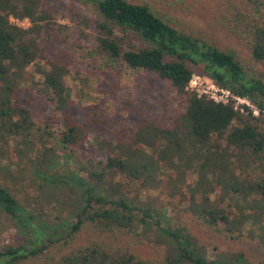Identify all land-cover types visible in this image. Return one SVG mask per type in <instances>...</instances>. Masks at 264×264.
<instances>
[{
	"label": "trees",
	"instance_id": "trees-1",
	"mask_svg": "<svg viewBox=\"0 0 264 264\" xmlns=\"http://www.w3.org/2000/svg\"><path fill=\"white\" fill-rule=\"evenodd\" d=\"M78 1L88 5L95 31V45L82 50L81 57L96 73L115 72L123 64L168 82L184 102L182 128H177L183 139L200 147L215 137L233 150L232 158L223 151L208 152L204 157L208 175L220 166L224 172H217V185L232 199L264 201V84L244 72L233 52L179 32L146 3ZM217 12L218 25L243 45L248 62H263L264 0H225ZM10 19L26 20L29 26L22 28ZM49 19L46 13L37 12L34 0H0V170L11 182L0 183V217L18 237L0 246V264H249L241 252L229 258H206L185 225L170 226L165 214L128 198L114 181L116 176L127 175L137 180L139 167L132 168L110 151L100 159L81 157L72 149L78 136L74 127L55 132L51 119L36 123L25 109L17 107L13 93L30 66L55 112H62L69 100L63 69L38 66L37 40L42 23ZM194 73L247 100L259 116L253 117L245 106L242 114L230 101L214 102L189 92L187 85ZM155 131L164 143L161 159L175 152L165 167L172 168L174 158L181 159L177 131ZM221 158L223 165L218 161ZM20 159L23 166L17 165ZM147 165L152 168L154 163ZM18 181L38 193L51 218L39 220L26 197L17 199L23 188L16 186ZM186 211L204 226L220 229L233 239L240 236L245 222L253 224L247 214L231 215L206 197L200 204L190 202ZM257 211L260 218L264 207ZM161 239L163 252L155 250ZM140 245L151 248L152 256L141 253Z\"/></svg>",
	"mask_w": 264,
	"mask_h": 264
},
{
	"label": "rangeland",
	"instance_id": "rangeland-1",
	"mask_svg": "<svg viewBox=\"0 0 264 264\" xmlns=\"http://www.w3.org/2000/svg\"><path fill=\"white\" fill-rule=\"evenodd\" d=\"M34 1L37 12L46 13L50 18L45 21L46 25L42 23L38 36V66L48 69L52 65L63 69L65 75L62 82L69 90V100L62 112H55L37 83L35 69L30 66L22 76V84L13 93L12 98L17 107L25 109L36 123L43 124L51 119L52 130L57 129L55 132L74 127L78 136L72 149L81 157L94 155L95 159H100L110 151L125 159L132 168L139 167L141 171L137 170V180L133 181L127 175L116 176L114 181L119 183L128 198L137 199L139 205L165 214L170 226L185 225L206 258H229L241 252L249 264H264V214L260 218L256 216L258 208L264 207V201L260 203L248 199L241 202L232 199L231 194H226L217 185V172L222 173L224 170H220V166L214 167L218 170L213 169L215 174L209 176V167L204 166V157H207L208 152L218 154L223 151L232 158L233 150L215 137L210 139L208 145L200 147H193L188 140L185 141L186 138L183 139L182 132L177 128H182L184 102L168 82L147 71L130 70L123 64L119 65L118 71L96 73L90 62L85 61L80 54L82 50L95 45L93 18L88 5L78 0ZM125 1L146 3L156 16L165 19L168 25L179 32L200 38L220 51L233 52L244 72L264 84V61L249 63L247 50L217 23V10L225 0ZM10 21L22 28L29 26L26 20ZM190 82L187 86L189 92L208 96L213 91L212 82L198 74H192ZM239 106L237 103L236 107ZM241 113L244 114L245 110ZM155 128L177 131L181 159L174 158L172 168L165 167L175 152L167 153L161 159V144L164 143L156 135ZM95 151L99 152V156L95 155ZM218 161L223 165V158ZM149 162L154 163L152 168L147 165ZM17 165L23 166V160H17ZM3 175L0 170V183L8 180ZM16 186L23 187L17 199L26 197L37 210L39 220L51 218L49 207L44 201L38 200V193L33 188H27L24 182L19 181ZM127 188L129 191H126ZM205 197L219 209L231 212V215L247 214L253 224L245 222L240 236L235 239L220 229L218 231L204 226L186 209L190 202L200 204ZM53 204L49 203L50 206ZM151 231L146 233L145 238L150 237ZM17 240L8 222L0 217V246ZM162 241L156 244V251L163 252L166 249ZM138 250L152 256L153 251L149 247L140 245Z\"/></svg>",
	"mask_w": 264,
	"mask_h": 264
},
{
	"label": "built area",
	"instance_id": "built-area-1",
	"mask_svg": "<svg viewBox=\"0 0 264 264\" xmlns=\"http://www.w3.org/2000/svg\"><path fill=\"white\" fill-rule=\"evenodd\" d=\"M211 89L213 91L210 92V94L208 96H205V97L213 100L214 102L226 103V102L230 101V102H232L234 109L238 110L239 112H242V110H243L242 106H245L249 111H251V114L257 115V111L248 103L247 100L232 96L229 92L222 90V89H219L214 85L211 86ZM237 103H239L241 105L238 108L236 107Z\"/></svg>",
	"mask_w": 264,
	"mask_h": 264
}]
</instances>
